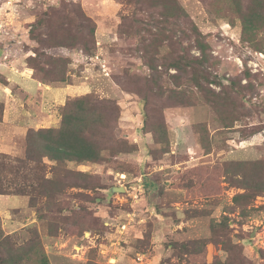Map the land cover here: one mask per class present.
Listing matches in <instances>:
<instances>
[{"label": "rangeland", "instance_id": "374dc122", "mask_svg": "<svg viewBox=\"0 0 264 264\" xmlns=\"http://www.w3.org/2000/svg\"><path fill=\"white\" fill-rule=\"evenodd\" d=\"M35 52L65 81L27 75ZM0 57L56 89L29 97L0 74L33 119L0 123L6 183L42 181L0 194V239L35 245L27 264H264V0H0ZM84 95L117 106L100 160L13 162Z\"/></svg>", "mask_w": 264, "mask_h": 264}, {"label": "trees", "instance_id": "16d2710c", "mask_svg": "<svg viewBox=\"0 0 264 264\" xmlns=\"http://www.w3.org/2000/svg\"><path fill=\"white\" fill-rule=\"evenodd\" d=\"M56 11V8L44 11L42 16L33 24V27H37L36 25L41 20L46 28L49 14ZM86 20L90 21L89 18ZM251 25L252 20L245 18L243 31H247ZM90 36H93L92 28L90 29ZM83 48L88 50L86 45H83ZM43 56V53L35 52L34 56L28 57L27 75L34 76L33 72L42 73L43 75L39 80L44 83H46L45 80L65 81L66 73L63 66H58L53 59L49 62L41 61ZM44 66L47 68L44 69ZM115 112H117V106L113 102L99 100L92 95L69 99L63 106L60 125L57 128L29 130L25 135V157L14 159L13 162L21 163L24 166L35 164L38 168L44 157L54 161L57 165L67 161L96 162L102 158L101 151L105 148L104 144L109 141L106 138V132L109 133V124H113L116 118ZM4 169V166L0 167L2 171V174L0 173V194L27 195L31 198V193L27 189L34 186L36 191L38 185L39 187L42 185V181L38 184L37 176L28 183L29 179L25 175L21 177V181L14 179L7 184L8 180ZM42 194L46 195L45 193ZM13 245L10 242V236L6 235L0 239V264H27L24 256L33 252L35 245L30 246L28 250L26 249L25 254L24 252L19 254V249ZM39 256L40 264L49 263L44 254H39Z\"/></svg>", "mask_w": 264, "mask_h": 264}, {"label": "crops", "instance_id": "0c3cea01", "mask_svg": "<svg viewBox=\"0 0 264 264\" xmlns=\"http://www.w3.org/2000/svg\"><path fill=\"white\" fill-rule=\"evenodd\" d=\"M20 63H22L20 59L19 60L18 59L7 60L3 63H2V60L0 59V74L4 76L7 82L8 80H10L11 82H13L12 84H16V86L19 88L20 91L22 89L24 90V88L26 87V89L28 90V91H25L28 93V95L26 96H29V97L35 96L36 94L40 95L41 93H45V91L50 92L52 95L55 94V91H56L55 88H52L50 86L40 85L38 82H36L35 80H33L32 78H30L29 76L25 74L23 66L16 67V64L18 65ZM2 90L3 89L0 88V97L1 96L5 97V99L8 100V102L3 111V115H2L3 121H1L0 123L3 124V122L10 120L13 114H16L17 115L16 118L19 121L20 120L23 121V125L25 127L24 129L33 126V125H30L31 122H33V119L31 118V116L28 117L27 121H26V118L23 120L22 117L25 115L24 111L21 108L18 109V107L14 108V106H12V102H10V98L15 101V104H18L20 101H23V99H20L19 97L17 99H14L7 95L5 96ZM37 107L39 108V106ZM35 118L36 120L37 118L43 119L42 116H36ZM17 132H22L20 131V127H17Z\"/></svg>", "mask_w": 264, "mask_h": 264}]
</instances>
